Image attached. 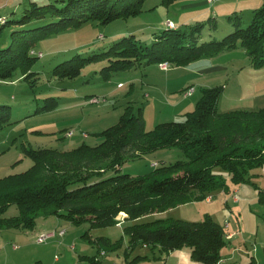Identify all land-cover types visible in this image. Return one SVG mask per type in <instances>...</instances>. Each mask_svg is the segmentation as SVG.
Instances as JSON below:
<instances>
[{"label": "trees", "instance_id": "16d2710c", "mask_svg": "<svg viewBox=\"0 0 264 264\" xmlns=\"http://www.w3.org/2000/svg\"><path fill=\"white\" fill-rule=\"evenodd\" d=\"M56 1L40 5L31 1L24 10L17 20L20 24L51 19L41 26L12 32L11 43L0 49V80H12L19 71L34 86L37 77L30 69L38 56L30 51H35V42L87 22L107 24L136 16L144 3ZM160 1L170 5L176 0ZM228 21L234 29L220 40L200 42L203 23L186 29L165 26L149 45H142L135 34L124 35L103 51L73 55L58 63L52 73L57 78H73L85 65L106 61L99 73L107 80L118 71L142 64L186 66L235 49L249 57L252 67L264 66V3L253 10L245 27L236 14L228 16ZM208 22L215 27V18ZM222 91V86L201 87L194 109L185 112L182 120L159 122L150 130L145 128L142 107L134 109L127 104L115 124L96 133L102 140L95 145L82 143L64 151L22 147L32 164L24 171L0 177V229H33L36 218L50 215L74 223L88 221L91 228L107 227L116 225L123 213L129 222L123 232L130 250L138 244L158 245L163 252L189 247L193 259L203 264L217 263L227 239L222 226L209 214L197 221L155 215L202 200L217 190L228 191L227 181L239 184L257 174L264 179V106L219 112ZM56 104L54 97H48L36 111L51 110ZM10 113L9 105L0 104V129L9 123ZM168 148L179 149L181 157L144 174L119 172L127 160ZM12 204L18 206V213L5 216ZM91 240L98 251L104 252L122 245L121 238L113 242L102 236Z\"/></svg>", "mask_w": 264, "mask_h": 264}, {"label": "rangeland", "instance_id": "374dc122", "mask_svg": "<svg viewBox=\"0 0 264 264\" xmlns=\"http://www.w3.org/2000/svg\"><path fill=\"white\" fill-rule=\"evenodd\" d=\"M31 1L39 5L58 3L56 0H0V49L11 43L13 31L32 29L50 21L51 18L45 17L31 19L24 24L17 22L24 10L30 7ZM263 3L264 0H215L212 3L206 0H176L170 5H164L160 0H144L142 11L136 16L116 19L107 24L87 22L35 42L33 49L42 53L30 69L37 77L36 84L30 86L19 71H16L12 80H0V104H7L11 109L9 123L0 129V177L24 171L32 164L22 147H47L64 151L82 143H99L102 138L96 133L115 124L127 104H131L134 109L142 107L146 130L152 129L159 122L182 120L185 112L194 109L201 95V87H223L217 106L219 112L263 107L264 66L252 67L249 57L241 49L214 56L213 59H218L215 63L195 62L193 66H182L177 72L172 70L179 66L168 65L163 70L159 64L151 63L118 71L104 80L99 70L106 61H97L85 65L80 74L73 78H57L52 73L58 63L76 54L88 56L103 51L122 36L134 34L130 30H135V36L142 45H149L153 41L149 33L160 29L163 21L165 26L170 25L167 20L169 18L180 29L203 23L200 42L220 40L234 29L228 16L238 15L241 26L245 27L252 18L253 10ZM211 18H215V27L208 22ZM5 21L7 23L4 24ZM194 67H206V71L201 73ZM191 71L198 83L194 80L187 83L194 85L196 89L193 101L187 103L185 100L190 98H181L184 94L191 96L194 88L188 94L191 86L184 89L180 86L182 81L192 78L188 76ZM48 97H54L57 106L48 111L37 112L36 109L43 106ZM92 97L98 98V101L92 102ZM179 99L183 102L176 109ZM69 131L71 134L68 135ZM180 157L181 152L177 148L161 149L125 161L119 167V172L144 174ZM153 162L157 165H153ZM203 201L204 199L199 200L200 204H197L198 210L202 212L211 210L212 205L218 203L217 198L211 204ZM188 207L170 210L161 216L184 220L192 218L193 215L187 212ZM17 213L18 206L12 204L5 216ZM39 219L37 228L0 230V245L7 246L5 249L2 247L0 261L6 251L9 254L11 246H17V250L10 253L16 261L23 259L24 262L20 264H33L39 256L46 261H52L53 256L60 259L74 257L81 250L93 255L98 252V247L91 239L107 232L117 239L121 232L116 226L91 228L88 221L74 223L55 215ZM42 219H46L45 222ZM41 226L49 227L51 231L64 229L65 233L63 236L55 235L44 242H38V236L43 231ZM86 232L88 236H85ZM59 241L65 244L58 245ZM70 244H74L75 250H69ZM107 255L115 254L114 251H107ZM28 257L31 258L29 262L26 260Z\"/></svg>", "mask_w": 264, "mask_h": 264}, {"label": "crops", "instance_id": "0c3cea01", "mask_svg": "<svg viewBox=\"0 0 264 264\" xmlns=\"http://www.w3.org/2000/svg\"><path fill=\"white\" fill-rule=\"evenodd\" d=\"M207 2H214L215 0ZM187 6V4H184ZM170 19V18H169ZM171 20V19H170ZM172 21V20H171ZM162 26L157 31L165 28L164 21L161 23ZM156 30L149 33L150 37H154ZM135 34V30H130ZM223 54V53H222ZM217 56H221L217 55ZM216 56V57H217ZM213 57L203 58L194 62H191L188 65H192L195 62H217ZM204 60V61H203ZM216 66L214 64H211ZM193 66V65H192ZM183 68L179 66L177 69L172 70V72H177ZM199 72L206 71L205 68H195ZM183 70V69H182ZM171 71H168V73ZM192 77L191 79L182 81L180 86L181 89H184L188 86L194 88L191 96L183 95L181 99L190 98L187 103L193 101L196 89L194 85L187 84L189 81H196L197 78L193 77V72L191 71L188 75ZM170 80H167L169 82ZM186 83V84H185ZM119 86L120 83H117ZM184 91V90H183ZM192 97V98H191ZM181 99L176 104V109L183 102H180ZM189 109V107L187 108ZM187 111V110H186ZM145 119V116H144ZM229 186L228 191L217 190L212 193H209L204 201L207 204H211L215 198L218 199V203L212 205L211 210H198L197 204H200L199 201L189 202L183 205H179L175 208L166 210L163 213L156 214L155 216H161L167 213L170 210H175L183 206H189L187 209L188 214H192V218H185V220L197 221L203 218L205 213L209 215L223 228L224 235L227 239L226 244L220 249V258L217 264H250L251 261H254V264H264V179L261 175H254L250 181H246L239 184H233L227 181ZM191 206V207H190ZM200 209V208H199ZM185 212V213H187ZM194 212L196 214H194ZM42 218L41 216L36 218L35 226L38 227V220ZM42 222H45L46 219H42ZM129 222L125 220L124 214L121 213L120 221L116 225L119 227L121 232L120 236L122 239V245L114 251L113 256L107 255V251L104 254H101V251L95 252L93 255L88 254L85 250H81L80 253L75 254L74 257L68 256L63 258H58L53 256L52 261H46L42 257H38L33 264H203L200 261H197L192 258L189 247H182L175 249L169 252H163L158 245L149 246L145 244H138L134 249L130 250L128 248V237L123 232V227ZM44 226V225H43ZM42 227V226H41ZM43 231L50 232L49 227L40 228ZM46 229V230H45ZM2 230V229H0ZM53 231V230H52ZM100 236L108 238L109 241L113 242L117 239L109 234H101ZM99 237V236H98ZM94 239V238H93ZM95 243V242H94ZM58 245L65 244L62 241L57 242ZM71 245V244H70ZM69 250H75V246L72 248V245ZM74 245V244H73ZM2 247L7 248L5 245H0V253L2 252ZM17 246H11L9 249V254L5 252V256L0 264H20L22 261H16L10 252H15ZM113 252V251H112ZM94 257V259H92ZM139 257L132 261V258ZM26 260L31 261V258H26Z\"/></svg>", "mask_w": 264, "mask_h": 264}, {"label": "built area", "instance_id": "2783aa9c", "mask_svg": "<svg viewBox=\"0 0 264 264\" xmlns=\"http://www.w3.org/2000/svg\"><path fill=\"white\" fill-rule=\"evenodd\" d=\"M208 1H212V0H208ZM168 22L170 23V25L168 26H173V23L171 20L167 19ZM30 54L31 55H36L38 57H41L42 56V53L41 52H36V51H30ZM159 66L161 69L163 70H166L168 68V63L167 62H161L159 63ZM193 90V87H191V89L189 91H187L188 94H190ZM92 102H97L98 101V98L96 97H92L91 99ZM67 134H71V131L67 132ZM153 165H157L156 162H153L152 163ZM119 221H120V217H119ZM65 233V230L64 229H59V230H53V231H50V232H43L41 233L39 236H38V242H44L47 238H50L52 236H55V235H59V236H63ZM74 247V245H72V248ZM101 254H104V250L101 251ZM218 263V262H217ZM215 263V264H217Z\"/></svg>", "mask_w": 264, "mask_h": 264}]
</instances>
